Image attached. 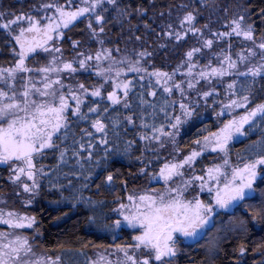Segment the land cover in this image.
I'll list each match as a JSON object with an SVG mask.
<instances>
[{"label":"snow or ice","instance_id":"obj_1","mask_svg":"<svg viewBox=\"0 0 264 264\" xmlns=\"http://www.w3.org/2000/svg\"><path fill=\"white\" fill-rule=\"evenodd\" d=\"M83 6H77L73 0H69L70 7L65 8L59 3H46L41 5L45 11L54 10V15L37 18L28 13L16 15L14 13L0 12V19L6 15L14 18H9L0 28L6 29L9 35L18 45V50L13 49L16 57L15 62L10 68H0V164L10 166L13 173L10 179L15 182H21V177L24 176L31 181V186L28 183H23L24 192H30L34 195L38 192L40 184L37 182V173L44 175L43 167L37 169L35 160L38 156L45 153L46 150H58L59 160L66 164V154L71 150L73 157L76 158V163L80 169L85 170L81 160L86 159L90 162L88 175L84 176L85 180H90L94 170L99 168L107 170L108 161L113 155L125 156L132 159L131 148L134 141H126L124 147L120 146V132L117 130L121 121L118 118L111 116L107 117L111 121V129L109 125L104 123L100 118L99 105L96 107L85 104V99L89 95L92 97L101 96V88L93 87L89 93V89L84 84L78 85L77 91L69 89L71 99L75 101V107L68 103L65 93L62 91L64 85L60 79L51 80L50 73H59L63 70L75 73L76 68L72 63H63L61 69L56 65V57H53L47 64L39 67H30L28 61L31 59L36 64L40 61L37 57L43 53L51 51L60 52V48L50 49L49 42H54L57 38H63V29H68L70 25H74L80 17L86 14L94 16L96 24L102 25L105 17L103 13L108 12L107 6H112L119 17L130 16L131 12L128 7H121L118 0H81ZM74 8V10H72ZM100 11H97V10ZM39 11V9L37 10ZM140 13L141 9H135ZM227 11V9H225ZM252 9H246L245 14L239 15L232 19L228 25L230 31L213 33L216 37L223 39L231 37L233 34L236 37H243L244 40L250 41L254 47L246 49L247 55H238L237 60H233L231 55H225L221 61L220 67H210L209 70H204L199 73L201 79L210 77H224L226 75H235L237 77H251L253 83L256 77L264 78V28L258 29L255 25V20L252 19ZM261 24H264V7H261L258 13ZM196 17L192 12H187L183 17L181 24L187 23L192 25ZM46 21V22H45ZM26 23L27 26H20ZM18 27V32L13 35V26ZM92 35H97L96 28L93 22L89 19L87 24ZM148 27V25H145ZM171 27V25H169ZM188 31L195 34L199 31L194 27H189ZM257 31L260 32L259 37L256 36ZM99 32H104V27L99 28ZM171 36L172 33H167ZM180 34L176 33V39H180ZM140 39V37H136ZM259 41V42H257ZM99 43L103 44L100 40ZM77 44L73 41V45ZM213 40L204 41L203 47L211 48ZM231 45H229V48ZM259 49V52L256 51ZM119 52V48L116 49ZM200 48H193L186 53L189 61L192 60L194 53L200 52ZM81 55H83L81 53ZM140 58L151 55L147 52H139ZM259 56L261 63L256 66L247 67V70L240 72L238 65L240 63L249 62L250 57ZM92 56H86L79 61V67L85 68L86 61L92 60ZM111 61L108 67L96 66V75L104 78L105 82L110 81L111 73H115L117 77L121 75V71L114 67L116 64H124L125 60L117 61L112 54L111 49H102L95 55L96 61ZM133 72L141 70L147 72V69L138 67L140 61H127ZM227 65L226 67L224 65ZM195 64H188V75H192V69ZM38 74L42 77L38 82L31 75ZM148 75L156 77V83L163 85V90L166 93H171L172 88L168 86V82L172 80L173 73L170 75L167 72L153 71ZM19 81V83H18ZM114 89L123 90V107L131 109L132 104L129 103L130 82L112 81ZM60 85V89L54 87ZM181 91L183 89L180 84L173 85ZM194 87L189 81L188 88ZM237 81L233 80L227 84V90L231 96H236ZM239 98L230 99L229 103L225 104L222 110L217 113V116H224L225 112L231 116V119H226L221 122L222 126L216 131H211L207 128L200 130V135L192 143L196 145L189 154L185 155L180 160H173L163 163L158 172L147 171V165L141 167L139 172L142 176L148 178L149 183L154 180H162L165 187L163 189L149 188L145 189L140 194H129L127 196L128 204L122 201V197H117L116 203L118 207L109 209L115 213L116 219H111L104 211L106 202L103 200L93 201L91 198L84 199L81 194L82 188H87L85 183L78 189L73 185L72 181H68V185H57L49 181L53 188H58L61 194V199L55 201L59 204L67 202L72 207H76L78 203H83L88 207L91 215L88 217L90 224H94L98 229L112 235L115 241L118 236V231H123L127 226L133 230H138V234L132 236L133 243H115L109 245L113 252L108 255L98 253L97 260H84L81 262L77 256L85 255L80 249H65L64 258L60 255L53 257H35L33 244L29 237L15 235L14 233L0 232V264H172L171 259L179 252L178 244L181 242L180 237L185 240H195L197 237H203L206 231L216 228L214 216L220 212L228 211L239 206L253 196L256 192L257 180L260 178L264 183V139L252 141L247 147V156L239 155L238 158L242 161L241 164H232L230 161V153L232 145L240 137L248 136L249 132L257 127L261 128V135L264 137V103H256L254 107H249L251 103L250 97L253 95V84L247 80L239 85ZM149 95L155 96V92H150ZM212 95V92H204L205 98ZM108 100L113 105L120 104L121 98L115 90L108 92ZM140 104L147 103L143 99V94L139 97ZM173 104L175 102H172ZM167 104V102H166ZM82 106H87V113L82 111ZM155 109V105H150ZM182 116L176 115L169 117L165 111V118L168 120V126L173 131H165V126L162 124L159 127L155 123L149 124L141 119V127L150 129L152 135L147 133L140 134V139L146 141L145 149L141 150V156L134 157L135 160L144 163V151L150 150L157 152L156 148L151 147L153 141L164 147V140L161 137H167L173 145L177 144L176 137L179 135L181 126L190 119L194 110L190 105L180 103L179 105ZM235 109H245L242 115H232ZM164 111V108H161ZM71 117H75L76 121H71ZM103 112L107 113L108 108L104 107ZM88 113H96L97 118L90 121V128L95 130V133L100 134L99 145H103V155L93 161L95 150L98 144L94 141L96 136L89 129H81L80 136L77 139L76 134L71 129V124L79 121H88ZM143 114L141 113V116ZM127 124H134L133 116L128 115L124 118ZM257 120L261 123L258 125ZM174 121V122H173ZM248 126L246 128L245 126ZM109 131H111V144ZM127 131V128L124 129ZM206 132L207 134H203ZM71 133L72 144L61 148V145L69 139ZM87 138V139H86ZM179 151V149H177ZM206 151L222 154L220 156L221 163H215L205 167L201 171V175H191L185 179V168H192L194 173V165L197 158L201 157ZM82 153H87V156H82ZM68 174L65 173V176ZM72 175H76L75 172ZM102 175V173H101ZM177 178L179 183H176ZM198 182V183H197ZM109 191L114 188V175L111 171H107V175L103 176L101 182ZM174 185V186H173ZM101 184H97V189ZM126 187V185H125ZM67 188L68 195H64V190ZM198 188V191H197ZM194 193L191 199L188 198L189 192ZM207 191L208 199L200 198V193ZM264 194V193H262ZM66 215V213H64ZM62 217H55L56 220ZM252 220L264 228V209L256 212L252 216ZM0 224L7 225L11 229H31L37 224L35 216H20L19 214L9 211L6 214L0 211ZM240 227L247 230V222L241 221ZM37 235L39 230L37 229ZM88 243H84L83 247L87 248ZM62 247V246H61ZM264 249V243L258 245ZM107 251V250H105ZM240 253L245 252L242 245L239 249ZM140 254L138 256L137 254ZM115 255L113 261L108 257ZM35 257V258H33Z\"/></svg>","mask_w":264,"mask_h":264},{"label":"trees","instance_id":"obj_2","mask_svg":"<svg viewBox=\"0 0 264 264\" xmlns=\"http://www.w3.org/2000/svg\"><path fill=\"white\" fill-rule=\"evenodd\" d=\"M41 2L42 0H32L30 3ZM69 2V0H63ZM77 0H73V3ZM15 3L14 9L12 5ZM121 7H128L131 12L130 16L119 17L118 13L112 6L108 7V12L103 13L105 22L102 25H96L94 16L81 19L79 23L71 25L64 32L63 38L57 42L56 47L60 48L58 54V62H70L73 67L77 69L75 73L64 70L62 83L65 85L72 84L76 88L79 84H84L86 88L95 86L101 88V96L92 99H85L86 105L96 107L99 105L100 118L104 123L109 125L111 129V121L107 117L118 118L121 121L120 127L117 129L120 132V146L124 147L126 141H134L131 153L132 159L125 156L113 155L108 161L107 170L95 169L90 180H85L84 176L88 175L90 162L86 159L81 160L84 164L85 170L80 169L76 163V158L73 157L71 150L65 156L67 163H61L59 160L58 150H46L41 156L35 160L37 169L43 167L44 175L39 174L38 183L40 188L34 195L29 193L28 198L31 199V208H28V213L32 214L37 219V224L34 225L31 232H29V239L35 247L37 255L41 257H53L60 255L64 258L65 249H80L85 255H78L77 258L83 262L84 260H97L98 253L108 255L113 252L109 245L115 243H133L132 236L138 234V230H133L124 227L123 231H118V238L114 241L112 235L97 228L96 225L90 224L88 217L91 212L88 207L81 201L76 207H72L67 202L59 204L55 201L61 199V194L58 188H53L52 183L57 185H68L71 180L76 188L81 189L85 183L87 188L81 189V194L84 199L91 198L93 201L103 200L106 202L104 211L111 219L120 218L115 213L109 211L111 208L118 207L116 203L117 197H122V201L128 204L127 196L129 194H140L145 189L161 188L162 186L156 183V180L149 183L148 178L142 176L139 172L141 167L147 165V171L158 172L159 168L165 162L180 160L185 155L189 154L193 148H196L192 142L198 137H188V134L196 123L195 119H188L186 128L183 126L179 129V135L176 137L177 144L173 145L168 138L161 137L164 140V147L161 148L155 141L152 142L151 147L156 148L157 152L150 150L144 151V163L137 161L134 157L141 156V150L145 149L146 141L140 139V134L147 133L152 135L150 129L141 127V119L144 122L152 124L155 123L157 127L165 126V131H171L168 126V120L165 118V111L169 117L181 115L182 112L179 107L180 103L190 105L194 110L196 117H204V119L213 122L215 126L221 125V122L229 115L225 112L224 116H217L223 106L229 103L230 99L239 98V86H237L236 96H231L227 90V84L233 80L239 83L247 80L248 83L253 84V95L250 97L251 103L249 107H254L256 103H264V78L256 77L255 82L251 77H237L235 75H226L224 77H210L208 79H201L199 73L204 70H209L210 67H220L221 61L225 55H231L233 60H237L238 55H247L246 49L254 47L250 41L244 40L243 37H236L234 34L231 37H224L220 39L213 35L217 32L223 31L225 26L215 25L209 22L213 19L229 20L237 18L241 14H245L246 9H252V19L255 20V25L258 29L264 28L261 24L258 15L261 7H264V0H208L204 6L199 0H118ZM29 0H0V12L9 14L15 11V14L29 11ZM141 9L138 13L135 9ZM227 9V11H225ZM97 11H100L99 9ZM187 12H192L196 17L197 23L191 26H185L182 30L181 26L171 25L169 27L168 19H183ZM13 18L6 15L4 19ZM89 19L92 20L93 26L96 28L97 35L93 36L88 29L87 24ZM148 25V27H145ZM103 26L104 32L100 33L99 28ZM189 27L199 29L198 32L188 31ZM172 33L171 36L167 33ZM183 32L186 36L183 37ZM176 33L180 34L179 40L176 39ZM260 32L257 31L256 36ZM140 37V39H136ZM211 39L213 45L211 48L203 47L204 41ZM102 40L103 44L99 43ZM73 41L77 44L74 46ZM229 45L231 47L229 48ZM119 48V52L116 49ZM193 48H200L201 51L194 53L192 60L189 61L186 53ZM102 49H111L112 54L117 61L125 60L124 64H116L115 68L121 71V75L117 77L115 73H111V80L105 82L104 78L96 75V60L95 55ZM147 52L151 55L140 58L137 54L139 52ZM259 52V49H256ZM81 53L83 55H81ZM86 56H92L93 59L86 61L85 68L79 67V61ZM50 56L45 53H40L37 59L40 61L35 67L47 64ZM139 60L138 67L147 69V72L141 70L140 72H133L129 70V63L127 61ZM198 62H200L198 64ZM195 64L196 67L192 69V75H188V64ZM261 63L259 56L250 57L249 62L240 63L238 66L242 70H247V67L256 66ZM102 65V66H101ZM100 67L106 68L108 66L101 63ZM104 65V66H103ZM106 66V67H105ZM227 66L226 64L224 65ZM32 67V66H31ZM167 72L172 76V80L168 82V86L172 88L171 93H166L163 90L162 84L156 83V77L149 76L148 73L153 71ZM34 74V73H33ZM31 74V75H33ZM29 75V74H28ZM124 79L122 82H130L129 103L132 104L131 109L123 107V90L114 89L112 81L114 79ZM117 80V82H118ZM191 81L194 85L191 89L188 88V83ZM180 84L183 89L181 91L176 89L173 85ZM69 89L64 90L68 103L75 107V101L69 95ZM115 90L117 95L121 98V103L113 105L108 100V92ZM150 92H155L156 95H149ZM204 92H212V95L205 98ZM143 94V99L147 102L140 104L139 97ZM167 102V104H166ZM172 102H175L174 104ZM155 105V109L150 107ZM104 107L108 108V112H103ZM164 108V111H161ZM82 111L87 113V106H82ZM245 109H235L232 115H242ZM141 113L143 114L141 116ZM88 121H79L71 124L72 131L75 132L78 139L81 129H89L94 132L96 136L95 143L98 148L95 150L93 161L99 156L103 155V145H99L100 134L95 133L94 129L90 128V121L97 118L96 113H88ZM132 115L134 124H127L124 119L126 116ZM70 120L76 121L75 117ZM174 122V121H173ZM209 122V123H210ZM261 122L257 120L259 125ZM185 124V123H184ZM213 125V126H214ZM127 128L125 132L124 129ZM211 131H216L212 125L206 127ZM205 129V128H204ZM173 131V130H172ZM200 133V130H198ZM207 134L206 132H204ZM111 144V131H109ZM87 139V138H86ZM264 139L261 135V128L257 127L251 131L250 136L239 138L232 145L230 153V161L232 164H241L242 161L238 158L239 155L247 156V147L252 141ZM72 144L71 133L69 139L61 145V148L70 146ZM179 149V151H177ZM222 154L212 153L206 151L201 157L197 158V162L191 170V175H201V171L205 167L211 166L215 163H221L220 156ZM86 157L87 153H82ZM107 171H111L114 175V188L112 191L101 183L103 176L107 175ZM75 172L76 175H72ZM65 173L68 175L65 176ZM102 173V175H101ZM97 184L101 187L97 189ZM126 185V187H125ZM256 192L251 198L241 203L239 206L230 209V211L220 212V220L212 232H210L204 241L201 243V252L194 257L195 262L189 264H264V249L258 245L264 243V228L260 224L252 220L253 214L264 209V183L260 178L257 180ZM3 188H0V194L3 195ZM16 203L22 202V194H17ZM64 195H68L67 188L64 190ZM25 198V197H23ZM30 202V201H28ZM23 203V202H22ZM66 213V215H64ZM62 217L56 220L55 217ZM247 222V230L240 227V222ZM39 230V235L37 231ZM88 247L84 248L83 244L88 243ZM244 246L245 252L240 253L239 249ZM62 246V247H61ZM107 250V251H105ZM140 256V254H137ZM115 260L116 256L108 257ZM178 264V263H173Z\"/></svg>","mask_w":264,"mask_h":264},{"label":"flooded vegetation","instance_id":"obj_3","mask_svg":"<svg viewBox=\"0 0 264 264\" xmlns=\"http://www.w3.org/2000/svg\"><path fill=\"white\" fill-rule=\"evenodd\" d=\"M31 1L32 0H29V6H28L29 8L28 9H34L36 7H39V5L41 4L40 2H37V1L35 3H30ZM79 1L80 2L78 3L77 6H83V4L81 3V0H79ZM199 1L202 3V6H204L205 2L208 1V0H199ZM15 6L16 5L14 3L12 5V9H14ZM11 13L15 14V11L12 10ZM27 13H29V12H27ZM20 14H22V13H19V15ZM29 14H31V13H29ZM33 16H36V15L33 14ZM81 19L82 18H79V20L76 23H79L81 21ZM232 19H234V18H232ZM232 19L222 20V19L218 18V19H213V20H211L209 22H212L213 24L218 25V26L223 23V25L225 26L224 28H222V29H224L223 31H230V28L228 27V25L231 23ZM182 20L183 19H172V18H169L167 22H168L169 25H174L175 24V25L181 26L182 30H183V28L185 26H188V24L184 23L182 25L181 24ZM6 21H7V19H4V18L0 19V24L5 23ZM94 22H95V20H94ZM104 22H105V20H104ZM194 23H197V20L193 21V24ZM96 25L99 26L100 24H96ZM20 26L26 27L27 24L23 23ZM70 27H71V25H70ZM18 30H19L18 27L14 25L13 28H12L13 35L16 34L18 32ZM66 30H68V29H63V32H65ZM182 34H183V37L186 36L185 32H183ZM257 37H259V36H257ZM257 42H259V41H257ZM13 49L18 50V45L15 44V41L12 38V35H9L8 30L0 28V68H10V67L13 66V64L15 62V59H16V57L14 55V52H13ZM41 53H42V51H41ZM199 63L200 62H198V64ZM28 65L30 67L31 66L32 67L36 66L34 61L31 60V59L28 61ZM239 70H240V68H239ZM244 71H246V70H242V72H244ZM24 75L28 76V74H24ZM18 83H19V81H18ZM240 84L241 83H239L237 86H239ZM0 86H2V85H0ZM93 87L94 86L90 87L89 93L93 90ZM77 90H78V87L76 89H74V91H77ZM88 98L92 99L93 101H95V97H92V96L89 95ZM86 99H87V97H86ZM182 119H183V116H182ZM190 119H195V123L196 124L194 126H192L193 129L188 134H186L188 137L190 135L192 137H198L200 135L198 130H202V129L206 128V127H209L210 125H212V128H214L216 130H217L218 127L222 126V124L218 125V126H215L214 124H212L213 122H210L209 120L204 119V117L203 118L202 117H196L195 115L192 116ZM226 119H231V116H227L224 120H226ZM187 123H192V122H186L182 126L184 128H186V126H187L186 124ZM192 124H194V123H192ZM245 127L248 128L247 125ZM171 131H172V129H171ZM203 134H205V133H203ZM250 134H251V131L249 132L248 136H250ZM240 138H242V137H240ZM12 175H13V173L11 172L9 165L0 164V188L1 187L3 188L7 184H12L13 183V181L10 179V176H12ZM157 181H156V183H158L159 185L162 186L161 181L160 180L158 182ZM197 191H198V188H197ZM188 198L191 199V197H188ZM200 198L204 199V200H207L209 198L207 191L201 193L200 194ZM228 211H230V210H228ZM213 219H214V222H215V224L217 226V224H218V222L220 220V214L215 215ZM213 230H215V228H212L211 230L206 231V234L202 238L201 237H197L195 240H191V239L185 240L183 237H180L179 239H180L181 242L178 244V247H179L178 254L175 257H172V258H167L166 257L165 259L166 260L167 259H171L172 264L173 263L189 264V263L195 262L194 257L197 255V253L199 254L201 252V248H200L201 243L204 241L206 236L210 232H212Z\"/></svg>","mask_w":264,"mask_h":264},{"label":"rangeland","instance_id":"obj_4","mask_svg":"<svg viewBox=\"0 0 264 264\" xmlns=\"http://www.w3.org/2000/svg\"><path fill=\"white\" fill-rule=\"evenodd\" d=\"M79 2L80 1L77 0L76 2H74V4L78 5ZM40 3L41 4L39 5V7L34 8L33 11L31 12V15L35 14L37 16V18L44 17L45 15L52 16V15L55 14L54 10L45 11L44 9H42L41 5H43V4H46V3H59V4L64 5L66 9H68L70 7L69 2H65L63 0H42ZM38 9H39V11H37ZM72 10H74V8ZM27 12H29V11H27ZM27 12L24 11V13H27ZM86 17H87V14L84 17H80V18L85 19ZM94 20H95V18H94ZM61 40H62L61 38H57V39H55L54 42H49L48 47L50 49L57 48L56 44H57V42H60ZM45 54L50 56V58L48 60H52L53 57H56L57 58L56 65L58 67H60L61 69L63 68V63H59L58 62V59H59L58 58V54H59V52L51 51L50 53H45ZM101 63L102 64L105 63V65L108 66L111 63V61H105V60L102 59L101 61H96V66L98 64L101 65ZM242 67L243 66H240V68H242ZM238 68H239V66H238ZM63 72H64V70L59 72V73H50L49 74L50 79L51 80L60 79L61 83H62V81L64 79L63 78L64 76L62 75ZM29 75H31V74H29ZM31 76L34 78V80H36L38 82V86H42V85L39 84V81L42 79V77H40L39 75H37L35 73L33 75H31ZM117 80L118 79H114L113 81H117ZM123 80H124L123 78L122 79L119 78L118 82H122ZM62 84L64 85V83H62ZM54 87L57 88V89H60V85H54ZM68 87L72 88L73 90L76 89V87L74 85L72 86V84H68V85L64 86L62 91L67 90ZM165 138H167V137H165ZM36 167H37V165H36ZM184 171H185V179L189 178L191 176V173H190L191 170H189V168L186 167ZM38 176H39V173H37V177H36L37 179H38ZM160 181L162 183V187L159 188V189H163L165 187L164 182L162 180H160ZM179 182L180 181L177 178L176 183H179ZM23 183H28L31 186L32 182L27 180L26 177L22 176L21 177V182H15V183L13 182L12 184H7V185H5L3 187L2 190L4 191V194L3 195L0 194V211H3L5 214L7 212H9V211H12V212H15V213L19 214L20 216H25V215L33 216L32 214L28 213V208L32 207V205H31L32 201H31V199L28 198V195H29L30 192H24L23 187H22ZM17 194H20V195L22 194L21 200H22L23 203L20 202V199H19V202L16 203V200L18 198ZM188 194H187L188 197H191L194 193H192L190 191ZM23 197H25V198H23ZM28 201H30V202H28ZM32 229L33 228H31V229H27V228H25V229H11L7 225L0 224V232H3V233H14L15 235H22V236H27V237H29L28 233L31 232ZM33 248H34V251H35L34 245H33ZM35 257H41V256L37 255V253L35 251ZM35 257H33V258H35Z\"/></svg>","mask_w":264,"mask_h":264}]
</instances>
